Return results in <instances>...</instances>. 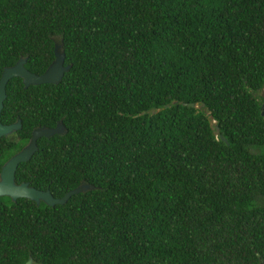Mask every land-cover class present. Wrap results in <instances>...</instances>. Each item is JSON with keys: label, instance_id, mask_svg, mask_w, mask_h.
<instances>
[{"label": "trees", "instance_id": "trees-1", "mask_svg": "<svg viewBox=\"0 0 264 264\" xmlns=\"http://www.w3.org/2000/svg\"><path fill=\"white\" fill-rule=\"evenodd\" d=\"M55 37L67 69L9 77L0 119L62 126L15 177L90 187L18 198L0 238L42 264H264V0H0V69L41 72Z\"/></svg>", "mask_w": 264, "mask_h": 264}, {"label": "water", "instance_id": "water-1", "mask_svg": "<svg viewBox=\"0 0 264 264\" xmlns=\"http://www.w3.org/2000/svg\"><path fill=\"white\" fill-rule=\"evenodd\" d=\"M24 56H18L15 61L10 65H5L0 69V107L2 105V99L4 98V85L6 80L11 76H17L20 78L21 82L26 85L29 83H40V82H56L62 72L67 69L68 65L62 63L63 51L60 48V40L58 38H53L52 41V57L44 67V69L39 73H34L22 66L24 61ZM264 86V83H262ZM263 90H260L262 94ZM192 105L191 102H188ZM201 105V103L199 104ZM259 113L264 115V110L261 108ZM18 120L12 123H0V135L7 133L12 128L18 125ZM214 128H216L214 126ZM62 126L59 121H56L53 126H37L30 130L28 139L24 145H22L17 151L10 154L0 166V195L6 194L11 199L17 196L25 197L33 202L37 203L42 201L44 204L51 205L53 203L63 202L67 196L71 193L82 191L90 187L86 182H79L75 186L67 189L59 196H53L47 188L37 189L32 186L27 185L25 182H19L17 184L13 183L12 176L13 170L17 162L25 161L28 159L30 154L36 148L35 139L39 136H48L52 133L61 132ZM221 138V137H220ZM223 139V138H221ZM21 264H30V259L27 258ZM42 264V263H39ZM45 264H60L55 263H45Z\"/></svg>", "mask_w": 264, "mask_h": 264}, {"label": "flooded vegetation", "instance_id": "flooded-vegetation-1", "mask_svg": "<svg viewBox=\"0 0 264 264\" xmlns=\"http://www.w3.org/2000/svg\"><path fill=\"white\" fill-rule=\"evenodd\" d=\"M20 56V55H19ZM15 61V60H14ZM13 61V62H14ZM24 62V61H23ZM12 64V63H11ZM10 65V64H8ZM5 66V65H3ZM2 66V67H3ZM22 66L24 68H26L23 63ZM1 67V68H2ZM27 69V68H26ZM28 70V69H27ZM32 72V71H31ZM36 73V72H34ZM39 73V72H38ZM19 83L21 88H24L26 85H24L20 78L19 80L16 82V84ZM30 84V83H29ZM35 84V83H32ZM1 108V107H0ZM11 117V118H10ZM16 120H18V125L14 128H12L11 130H9L7 133L5 134H1L0 135V145L2 146V148L4 149V152L6 153V156L4 157L3 160L0 161V166L2 164V162L13 152L17 151L22 145H24L28 139L30 130L33 127H37V126H33L30 128L28 134H26V131L22 128L21 125V121L20 118L18 117L17 114L12 115H7L5 117H2L0 119V123L5 124V123H12L15 122ZM35 144H36V139H35ZM22 162V161H20ZM24 162V161H23ZM19 163V162H17ZM17 166V164H16ZM16 166L13 170V176H12V181L13 183L17 184L19 182H25L27 185L32 186L34 188V185H32L28 179L24 178V179H18L21 176H24V174L26 173V169H22L21 171H19V176L20 177H15V169ZM39 189V188H37ZM21 196H17L14 199H11L8 195L6 194H1L0 195V220L6 216L9 215V213L11 212V207L14 206L16 204V201L18 198H20ZM25 198V197H24ZM39 202V201H38ZM37 202V203H38ZM35 203V202H34ZM35 203V204H37ZM6 218V217H5ZM6 230V229H4ZM1 232V229H0ZM3 232V231H2ZM1 233H0V237H1ZM23 242L21 241H12V240H7V239H2L0 238V264H21L22 262H24L27 258L30 259V264H39V261H35L30 254L26 251V249H24L25 247H20L17 245H22ZM25 254V257L23 259H21L22 255Z\"/></svg>", "mask_w": 264, "mask_h": 264}, {"label": "clouds", "instance_id": "clouds-1", "mask_svg": "<svg viewBox=\"0 0 264 264\" xmlns=\"http://www.w3.org/2000/svg\"><path fill=\"white\" fill-rule=\"evenodd\" d=\"M25 60V59H24Z\"/></svg>", "mask_w": 264, "mask_h": 264}]
</instances>
